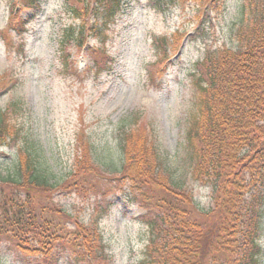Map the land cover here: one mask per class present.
I'll list each match as a JSON object with an SVG mask.
<instances>
[{"label": "trees", "instance_id": "1", "mask_svg": "<svg viewBox=\"0 0 264 264\" xmlns=\"http://www.w3.org/2000/svg\"><path fill=\"white\" fill-rule=\"evenodd\" d=\"M40 1L18 0L34 8ZM124 1L66 0L64 10L72 21L62 26L57 48L65 69L69 50L84 49L93 40L94 66L106 70L109 61L101 62L99 55ZM171 1L194 3L211 20L226 11L225 0ZM236 13L230 45L207 47L189 76L199 114L184 135L185 172L171 165L150 133L131 127L116 136L119 170L80 136L75 167L58 185L42 168L30 137L11 121L9 110L16 105L0 113V150L15 147L14 174L0 176V249L8 245L24 257L45 259L63 251L76 263H112L100 230L102 207L96 204L86 222L65 211L56 197L73 188L97 199L128 189L129 198L148 210L142 219L148 240L137 264H263L264 0H236ZM15 19L13 13L10 26ZM182 37L177 32L154 46L180 44ZM116 178L113 187L110 181ZM197 187L209 191V209L197 205Z\"/></svg>", "mask_w": 264, "mask_h": 264}, {"label": "rangeland", "instance_id": "2", "mask_svg": "<svg viewBox=\"0 0 264 264\" xmlns=\"http://www.w3.org/2000/svg\"><path fill=\"white\" fill-rule=\"evenodd\" d=\"M65 2L41 0L34 8L0 0V113L16 105L9 110L11 121L30 137L42 168L58 185L75 167L80 136L90 140L104 163L119 170L122 154L116 136L131 127L150 133L171 165L185 172L184 135L199 114L189 76L207 47L230 45L236 0H225L226 11L213 21L208 11L198 12L190 2L125 0L109 44L99 55L101 62L109 61L102 73L94 66L93 40L84 49L69 50L67 69L58 61L60 30L72 21ZM177 32L183 34L180 44L154 46ZM14 151V146L0 150V176L14 174ZM119 179L110 181L113 187ZM194 195L200 208H210L207 189L197 187ZM129 197L128 189L97 199L73 188L60 190L56 201L86 222L99 204L100 230L112 258L106 264H137L148 240L142 221L148 210ZM0 259L3 264H93L76 263L63 251L46 259L24 257L8 245L0 249Z\"/></svg>", "mask_w": 264, "mask_h": 264}]
</instances>
